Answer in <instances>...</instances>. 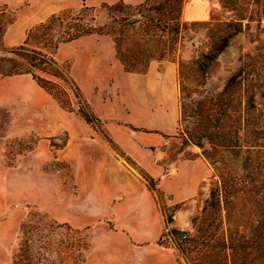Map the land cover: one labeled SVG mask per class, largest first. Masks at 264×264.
<instances>
[{
    "label": "rangeland",
    "instance_id": "1",
    "mask_svg": "<svg viewBox=\"0 0 264 264\" xmlns=\"http://www.w3.org/2000/svg\"><path fill=\"white\" fill-rule=\"evenodd\" d=\"M185 1L180 0V12ZM209 1L212 3L211 16L216 20L184 21L180 16L186 27L182 30L175 57L172 60H152L145 73H137L146 74L150 69L147 79L155 99L163 102L160 106L165 109L164 118L176 123L174 133H163L152 125H135L121 117H104L99 112L102 101L119 100V90L110 80L109 87L84 91L72 75L73 58L70 54L64 58L57 55L62 43L56 50L55 59L78 87L83 102L73 87L67 88V84L59 79L57 81L66 88V105L37 85L29 74L0 75V264H14L20 222L35 209L68 226L52 232L43 230L46 239L40 242L43 247L37 248L38 243L32 249L26 244L20 264H81L89 239V228L84 227L82 216L84 209L91 204L93 194L97 195V200L98 196L106 198L107 209H113L128 197H133L134 202L154 204L163 216L171 215L172 221L176 220V227L171 225L172 222L169 227L177 230L173 234L179 243V232L182 236L194 233L191 220L208 198L213 170L202 156V148L183 143L178 131L180 106L183 104V113L186 114L181 123L185 129L195 120V111L211 106L216 108L212 104L218 99L227 101L222 94L227 83L232 89L229 102L234 125L240 124V133L246 142L257 144L244 157L249 156L247 160L251 159L254 165V183L259 186L258 179L264 180V2ZM113 2L87 5L80 1L64 9L75 14L82 4L93 6L94 22L102 25L106 21V12L101 4ZM28 3L29 0H24V6ZM229 7L232 11L228 10ZM18 13L19 9L0 4V56H7L10 47L22 44L29 29L40 23L27 29L22 42L8 44L4 33ZM236 17L243 19L237 20ZM227 23L232 25L227 26ZM228 30H232V37L227 46L209 61L203 73L197 64L198 57L207 53L215 38ZM57 34L52 31L53 41ZM29 42L42 51L51 48V44L42 38H32ZM167 64L170 67L166 70ZM123 107L126 110L125 105ZM78 109L88 110L98 120L87 122ZM115 130L162 135L164 141L156 146L139 145L153 152L154 163L162 168L164 175L172 173L181 160L201 158L205 173L195 194L188 200L174 202L172 191L162 186L161 177L152 176L118 144L112 135ZM204 148H208L206 143ZM246 169L244 173L248 172ZM147 175L153 178L154 186L149 187ZM242 204H232V216L228 218L223 212L216 229L218 234L232 237V262L217 256L216 260H205L203 264H264V196L248 194ZM131 207L133 205L128 204L125 208ZM237 207H243L241 215ZM70 215L78 226L70 224ZM239 219L245 225L239 226ZM246 241L248 247L242 250L240 244ZM161 243L169 246L164 231ZM173 250L181 264H198L181 246L180 251ZM228 253L231 254V248Z\"/></svg>",
    "mask_w": 264,
    "mask_h": 264
},
{
    "label": "trees",
    "instance_id": "2",
    "mask_svg": "<svg viewBox=\"0 0 264 264\" xmlns=\"http://www.w3.org/2000/svg\"><path fill=\"white\" fill-rule=\"evenodd\" d=\"M255 2L259 4L264 0H255ZM179 4L180 0H144L137 4L118 0L113 3H102L101 7L106 12V21L102 25L94 22L93 6L82 4L75 14L62 9L29 29L25 41L10 47L7 56H0V75L29 74L37 85L55 95L63 105H66L68 103L66 88L57 81L59 79L67 84V88L73 87L72 90L78 95L80 102H83L78 87L70 80L66 69L55 59L54 55L59 44L91 33L108 35L113 40L115 57L122 64L123 69L127 72L145 73L152 60H172L175 57L178 42L182 38V30L184 26L186 27V22H182L180 18ZM228 10L232 11V8L229 7ZM236 19L243 18L236 17ZM214 20L216 18L210 15L206 22ZM226 25L231 26L232 23ZM52 31L58 33L54 41L51 36ZM231 37L232 30L219 35L213 41L210 50L198 57L197 64L203 73L206 72L209 61L227 46ZM32 38L44 39L51 44V48L42 51L32 47L29 42ZM229 85L227 83L222 92L227 101L218 99L212 104L216 108L211 106L195 111L193 117L195 120L190 126H185V129L181 127V123L186 114L183 113V104L180 106L178 131L183 143L195 144L202 148L201 154L213 170L208 198L198 215L191 220L194 233L182 236L179 232L181 249L189 252L191 260H197L198 264H203L205 260H216L217 256H220L221 260L232 262V237H226L225 233L218 234L216 230L218 221L222 220L223 212L226 218L232 216V204L242 206L244 196L248 194L264 196L262 192L264 180L258 179L261 182L259 186L254 183L255 179L252 177L254 165L251 159L247 160L249 156L244 157V154L249 155L251 147L257 144H252L253 141L246 142L241 136L240 124L234 125L229 102L232 89ZM78 111L87 122L98 120L88 110L78 109ZM205 143L208 148H204ZM245 169L248 170L247 173H244ZM257 174L262 176L261 173ZM146 179L149 187L154 186L152 177L147 175ZM242 209L243 207H237L240 215ZM168 221L172 222L171 215L168 216ZM238 225L245 224L239 219ZM62 226L68 224L58 223L46 212L32 210L20 222L14 264L21 263L22 250L26 244L31 245L32 249L38 243L37 248L43 247L42 243L40 244L46 241L43 230L52 232ZM171 230L177 233L175 228ZM32 233L35 235L31 236ZM246 247H248L247 241L240 244L242 250ZM229 248L231 254L228 253ZM35 259L37 260V257ZM81 260L83 264V256Z\"/></svg>",
    "mask_w": 264,
    "mask_h": 264
},
{
    "label": "crops",
    "instance_id": "3",
    "mask_svg": "<svg viewBox=\"0 0 264 264\" xmlns=\"http://www.w3.org/2000/svg\"><path fill=\"white\" fill-rule=\"evenodd\" d=\"M81 2L97 5L101 2L116 0H0L10 9H19L17 18L4 33L8 44L20 43L26 31L32 25L45 20L49 15L74 6ZM137 4L144 0H123ZM209 0H186L181 18L184 21H202L210 18ZM73 58L71 72L84 91L89 88H103L113 80L119 94V100L102 101L99 112L104 117H121L135 125L154 126L163 133H174L176 123L164 118L165 109L160 106L161 100L155 99L151 83L146 74L130 73L114 55L113 40L106 35H86L76 40L62 43L57 51L61 58ZM151 67V66H150ZM166 65V70L169 69ZM151 90V91H150ZM87 92V91H86ZM170 102V98H168ZM123 105H125L126 110ZM131 130L112 131L114 139L132 157H134L152 176L161 177V184L172 191L174 202L191 198L204 177L205 170L201 158L181 160L172 173L164 175L162 168L154 163L153 152L140 147L158 145L164 137L157 133H145ZM93 194L94 203L83 211L84 227L89 228L88 246L84 249L83 264H181L170 246L161 243L164 221L154 204L123 199L113 209H107L106 198ZM128 204L133 207L125 208ZM70 224L78 226L76 219L70 215ZM176 227V220L171 223Z\"/></svg>",
    "mask_w": 264,
    "mask_h": 264
},
{
    "label": "built area",
    "instance_id": "4",
    "mask_svg": "<svg viewBox=\"0 0 264 264\" xmlns=\"http://www.w3.org/2000/svg\"><path fill=\"white\" fill-rule=\"evenodd\" d=\"M162 217L164 221V236L167 238V243L171 248L180 251V243L178 242L177 238L174 236L171 228L169 227L170 224L168 221V217L163 215Z\"/></svg>",
    "mask_w": 264,
    "mask_h": 264
}]
</instances>
